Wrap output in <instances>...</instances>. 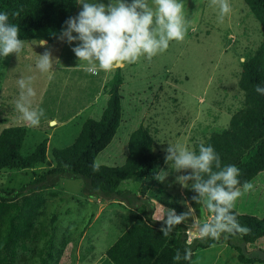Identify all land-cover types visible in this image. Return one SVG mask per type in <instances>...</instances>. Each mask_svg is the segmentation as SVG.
Returning a JSON list of instances; mask_svg holds the SVG:
<instances>
[{"label": "rangeland", "instance_id": "374dc122", "mask_svg": "<svg viewBox=\"0 0 264 264\" xmlns=\"http://www.w3.org/2000/svg\"><path fill=\"white\" fill-rule=\"evenodd\" d=\"M201 1L188 12L190 22L187 24L191 25L183 41L173 40L166 51L151 59L141 56L137 62L122 67L121 121L111 142L94 160L100 165H121L129 133L142 123L153 138L158 173L162 170L169 173L166 180L158 181L154 189L159 188L174 198L181 212L191 213L183 222L188 240L198 236L193 224L203 222L205 218L197 217L188 204L187 194L192 182L185 188L176 180L177 175L184 173L175 172L172 162L165 163V149L168 145L180 144L198 153L199 145H205L212 132L228 127L231 115L244 103V93L238 85L242 62L255 52L264 34L244 0H228L231 11L225 15L223 23L218 22V5L212 4V0ZM93 2L107 5L110 0ZM127 2L131 3V0ZM149 4H152V0H149ZM81 10L82 5L78 4L73 17ZM38 43L36 40H24V48L17 56L13 53L3 57L0 66V132L8 126L24 125L27 134L22 153H28L35 143L47 139V158L45 163L32 169L0 172L3 188H19L53 167L52 149L70 144L83 121L91 115L98 118L100 109L105 105V98L98 105L95 104L100 99L98 97L102 93L107 72L103 71L104 75L100 77V71L92 78L74 74L86 66V62L78 61L72 51L78 41L71 44L57 38L52 42L47 41V48L54 58V78L51 81L48 80V73L36 68L39 55L46 50ZM62 69H69L70 74ZM27 77H33L32 87L36 93L32 98V107L44 110L37 127H29L15 107L21 92L17 80ZM159 86H162L161 90H157ZM250 182L254 185L253 189L238 198L233 209L238 213L264 217V171ZM82 188L83 179L63 177L56 186L46 190L47 204L44 214L38 218L37 226L41 222L43 226H49L52 215L57 214L52 226L56 231L55 237L57 241L67 240L57 264H81L77 260V250L83 252L85 246L93 245L96 251L106 250L122 229L120 218L130 210L126 208V203L105 204L107 200L100 198L105 208L98 215L100 217L92 218L100 204L86 202ZM139 188L140 183L133 180H124L118 186L119 190L137 191L139 196H143ZM51 191L54 195H50ZM152 200L155 205L153 218L160 221L163 208L169 207ZM138 213L129 212L126 217L132 220ZM255 244L264 247V240ZM25 245V250L18 251L16 264L31 260L35 241H27ZM68 253L71 254L69 259ZM190 264L264 263H241L237 251L225 243H219L198 249Z\"/></svg>", "mask_w": 264, "mask_h": 264}, {"label": "trees", "instance_id": "16d2710c", "mask_svg": "<svg viewBox=\"0 0 264 264\" xmlns=\"http://www.w3.org/2000/svg\"><path fill=\"white\" fill-rule=\"evenodd\" d=\"M76 2L0 0V12H7L9 22L19 25V37L23 41L44 39L52 42L66 27L65 20L76 14ZM244 2L264 30V0ZM13 13L17 15L13 16ZM189 27L187 24V30ZM2 60L0 57V66ZM122 69L119 67L107 72L100 99L95 104L105 98L98 118L88 116L70 144L52 149L53 167L19 188H3L0 184V264H16L19 249L25 250V243L31 240L35 241V251L31 260L24 264L59 262L67 240L57 241L55 237L56 231L52 226L57 214L52 215L49 226H43L42 222L39 226L37 224L47 204L46 190L56 186L63 177L83 179L82 193L86 197L123 202L139 212L96 264H190L198 249L219 243L237 251L241 263H264V247L255 244L264 240V217L232 209L238 223L250 231L247 234L223 233L219 239L194 236L188 240L184 223L176 226L168 236L159 231L162 221L153 218L155 205L152 199L177 212L182 209L169 194L159 188L154 189L158 184L155 179L159 174L158 158L153 152V138L142 123L129 133L121 165H100L98 171H93L96 156L111 142L121 121ZM238 85L244 93L243 106L231 115L225 130L210 134L205 146H213L220 157L221 167L235 165L240 169L238 187L241 188L245 181L253 180L264 171V94L255 91L256 85L264 87V34L255 52L243 60ZM161 89L159 86L157 90ZM26 134L24 125H12L1 130L0 172L32 169L46 162L47 139L35 143L28 153H22ZM216 170L213 165V171ZM124 180L140 183L143 196H139L137 191L119 190L118 186ZM49 193L54 195L52 191ZM193 195L195 193L190 190L188 204L197 217L206 219L210 213L202 203L191 199ZM186 248L191 249L189 260L173 259L177 250L183 257Z\"/></svg>", "mask_w": 264, "mask_h": 264}, {"label": "clouds", "instance_id": "9594fccd", "mask_svg": "<svg viewBox=\"0 0 264 264\" xmlns=\"http://www.w3.org/2000/svg\"><path fill=\"white\" fill-rule=\"evenodd\" d=\"M76 3L82 5V10L75 17L65 20L66 27L62 28L57 39L69 44L78 41L72 51L78 61L86 62L83 70L91 75L135 63L141 56L151 59L166 51L171 41H183L187 35L185 0H152L151 5L149 0H131V3L110 0L107 5L93 0H77ZM212 4L218 5V22L223 23L225 15L231 11L228 0H212ZM19 33V25L9 22L7 12H0V57L13 53L17 56L23 50L24 41ZM38 44L46 50L39 55L36 68L48 73V80L51 81L54 78V58L46 40L41 39ZM32 81L33 77L17 80L21 92L15 107L29 127H37L44 110L32 107V98L36 95ZM255 91L264 94V87L256 85ZM165 152V163L172 162L175 172L184 173L177 175L176 180L185 188L191 181V190L195 193L191 199L202 203L206 212L210 213L203 222L193 224L194 232L200 238L219 239L223 233L247 234L250 231L238 223L232 212L237 199L254 187L250 181H245L242 189L238 187V167H221L220 157L213 146L203 143L199 145L198 153L180 144L168 145ZM213 165L216 171H213ZM99 168L100 164L94 162L93 171ZM168 175L162 170L155 175V179L164 182ZM190 215V212L177 214L173 208H163L159 231L164 236L170 235ZM191 254V249L186 248L181 257L177 250L173 259L189 260Z\"/></svg>", "mask_w": 264, "mask_h": 264}, {"label": "crops", "instance_id": "0c3cea01", "mask_svg": "<svg viewBox=\"0 0 264 264\" xmlns=\"http://www.w3.org/2000/svg\"><path fill=\"white\" fill-rule=\"evenodd\" d=\"M201 2H202L201 0H185V12H186V20H187V23L190 22L189 19H188V12H190V10L195 7L194 6L195 4H199ZM189 25H191V24H189ZM83 69H84V67L83 68L81 67V69H79L78 72H75V73L72 72V73H74L77 76H83L84 75L85 77L92 78V75L89 74V73H87V72H84ZM62 70H65L66 72H68V74H70V70L69 69H62ZM100 74H101L100 77H102V75H104L103 71ZM94 83H97V82H94ZM87 101L88 100H86L85 102H87ZM85 105H86V103H85ZM85 105L83 107H85ZM68 114H72V113H68ZM91 201H94L97 204H100L99 206H97L96 213L92 215V218L100 217L98 215L100 214V212L103 211V208H105V204L113 203V202H117L119 204H122V202H119V201H107L105 204H102L100 198H97V197H86V202L90 203ZM126 208L128 209L130 207L126 206ZM134 211H136V209L130 208V210L128 212H126L124 214V216H122L120 218V221H121L120 224L122 226V229H120V233L122 232V230H124L126 227H128L131 224V222L133 221L134 218L132 220H128V218L126 216L129 215L128 214L129 212L130 213H133ZM84 232H85V230L83 229V233ZM120 233L118 234V236L120 235ZM84 235H85V233H84ZM83 246H85V245H83ZM85 248L86 249L83 250V252L82 251L80 252V250L79 251L77 250V254H78L77 255V260H79V262L81 264H96L101 259V257L104 255V253L106 251V250H104V251H101V250L96 251V250L93 249V245H89L87 247L85 246ZM70 253L67 254V259H69V257H71V254Z\"/></svg>", "mask_w": 264, "mask_h": 264}]
</instances>
